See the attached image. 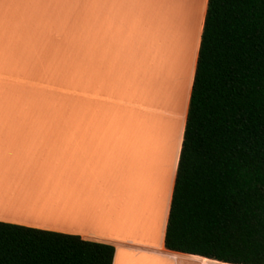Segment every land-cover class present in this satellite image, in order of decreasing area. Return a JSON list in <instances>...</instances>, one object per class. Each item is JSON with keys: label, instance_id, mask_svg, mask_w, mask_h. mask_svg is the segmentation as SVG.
<instances>
[{"label": "clouds", "instance_id": "9594fccd", "mask_svg": "<svg viewBox=\"0 0 264 264\" xmlns=\"http://www.w3.org/2000/svg\"><path fill=\"white\" fill-rule=\"evenodd\" d=\"M164 0H0V203L132 219L166 139Z\"/></svg>", "mask_w": 264, "mask_h": 264}, {"label": "trees", "instance_id": "16d2710c", "mask_svg": "<svg viewBox=\"0 0 264 264\" xmlns=\"http://www.w3.org/2000/svg\"><path fill=\"white\" fill-rule=\"evenodd\" d=\"M168 251L264 264V0H208ZM115 248L0 223V264H113Z\"/></svg>", "mask_w": 264, "mask_h": 264}, {"label": "crops", "instance_id": "0c3cea01", "mask_svg": "<svg viewBox=\"0 0 264 264\" xmlns=\"http://www.w3.org/2000/svg\"><path fill=\"white\" fill-rule=\"evenodd\" d=\"M180 5L182 8L177 6L176 14L173 9L167 11L173 55L172 75L164 103L166 139L150 190L139 211L130 220L84 224L45 208L9 202L0 203V223L77 236L84 241L113 246V264H224L165 248L208 0H183ZM177 14L179 22H174Z\"/></svg>", "mask_w": 264, "mask_h": 264}, {"label": "rangeland", "instance_id": "374dc122", "mask_svg": "<svg viewBox=\"0 0 264 264\" xmlns=\"http://www.w3.org/2000/svg\"><path fill=\"white\" fill-rule=\"evenodd\" d=\"M174 1V2H173ZM176 2V3H175ZM201 2H202V0H201ZM164 3H165V5H166V11H171V9H173V12L176 14V9H177V7H175V6H180V8H181V3H183V0H181V3L179 2V0H178V3H177V1L176 0H164ZM180 3V4H179ZM202 7V6H201ZM168 13V12H167ZM199 13V12H198ZM180 16L177 14L176 15V17H175V19H174V22H179V21H177L178 20V18H179Z\"/></svg>", "mask_w": 264, "mask_h": 264}, {"label": "bare ground", "instance_id": "6f19581e", "mask_svg": "<svg viewBox=\"0 0 264 264\" xmlns=\"http://www.w3.org/2000/svg\"><path fill=\"white\" fill-rule=\"evenodd\" d=\"M176 1H177V3H178V0H176ZM173 2H174V1H173ZM179 2L181 3V0H179ZM175 3H176V2H175ZM180 3H179V4H180ZM175 7H177V6H175ZM181 8H182V7H181ZM198 9H199V8H198Z\"/></svg>", "mask_w": 264, "mask_h": 264}]
</instances>
